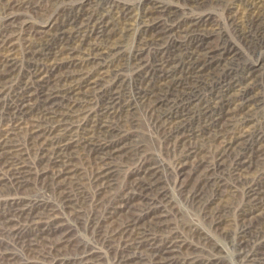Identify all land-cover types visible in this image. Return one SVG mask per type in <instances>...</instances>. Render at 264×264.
<instances>
[{
	"label": "rangeland",
	"instance_id": "1",
	"mask_svg": "<svg viewBox=\"0 0 264 264\" xmlns=\"http://www.w3.org/2000/svg\"><path fill=\"white\" fill-rule=\"evenodd\" d=\"M40 2L47 6L43 13L15 10L9 14L0 9V24L3 25L8 20L13 21V28L7 31L10 34L7 38L13 44L15 58L13 69L5 72L0 69V81L3 83L0 96V138L16 120L24 124L29 118V115L27 117L18 115L16 110L17 94L24 92L23 81L34 65V61L27 56L28 46L42 47L45 52L49 48L57 47L58 43L54 40L59 37L56 35L59 32L57 29L62 26H73L78 19L86 20L92 15L94 18H103L108 26L106 28L109 30L110 39L105 43L96 39L94 31L97 26L91 32L95 22L92 18L89 23L84 21L87 25V31L84 33L85 45L94 43L100 47H110L114 44L117 48L109 55L99 56V64L89 68L94 71L100 66L109 65L110 68L106 70L118 69L120 76L123 77L121 100L129 101L133 108L129 113H121L122 119L118 124L132 138L133 149L114 160L117 169L112 176L114 185L111 188L97 191L94 182L95 153L92 151H88L89 153L82 151L75 157L76 185L70 187L63 182L54 186L50 184L46 173L53 170L51 162L47 161L53 158L52 147V150L50 146L47 147L46 157L40 156L29 145L23 131L14 135L10 139L13 144L9 148L11 153L0 155V264H160L159 246L165 240L172 241L171 244L174 245L168 256L171 264H263L264 181L261 182L263 187L257 184V181L259 178L264 180L262 179L264 174H260L264 170V136L257 137V141L254 140L255 136H251L246 144L240 145V151L245 155L253 154L255 147L261 148L258 151L261 159L255 164L250 163L241 178L231 175L234 155L226 157L222 166H214L220 135L213 138V134L219 128V124L214 121L217 112L227 100L229 103L232 99L238 101L242 93L239 88L248 90L255 96L259 94L250 102L252 104L245 105L240 111L243 115L246 114V122L242 129L251 125L252 128H261L264 121V37H261L263 31L252 25L231 21L229 15L240 17V10L235 14L236 8L231 7L229 0H204V4L198 7L181 0H52L49 3L40 0ZM151 6L157 8L155 9L157 11L165 10L159 17L160 21L165 22L166 18L170 17L168 24L175 22L180 26L197 21V27L188 36L184 34L180 36L177 33L170 35L158 47L145 44L144 38L148 32L141 31L139 18L143 10ZM125 12L130 17L127 20L121 17ZM81 34L83 35V32L76 33L75 29L71 34H66V38L70 35L71 43L75 44L78 43L77 39L81 38ZM196 36L206 38L205 40L212 46L219 44L221 47L227 46L232 56L222 58L221 55H215L214 57L221 58L219 63L203 71V75L195 78L193 84L185 79L184 71H179L178 62L170 63V66L177 65L175 77L181 81L180 83L184 82L183 90L187 91L188 97L190 92L191 103L186 105L188 102L186 100L182 106L176 107L177 112H180L183 106L187 109L183 120L186 127L184 133L194 132L192 145L200 149L197 158H188L182 173L178 174L177 164L189 146L183 147L172 142L173 137L168 135V126L163 119V113L167 109L148 111L145 109V102H136L134 98L136 88L140 84L146 81L150 83L155 79V75L148 79L142 75L158 60L157 56L168 57L169 54L176 53L182 58L185 46ZM172 38L181 43V49L172 51L179 47L170 44ZM18 45H21L20 48ZM160 47L165 50L159 52ZM136 49H141L138 58L142 57L145 61L143 67H134L136 59L134 60L133 52ZM3 57L4 54L0 53V60ZM152 74L154 72L147 71L146 75ZM245 75H248L247 80H241ZM112 78L113 75L109 81ZM228 78L231 80L229 83L226 81ZM233 80L238 82V85L223 89L224 85L230 84ZM31 84L29 90H35V84L32 86ZM95 93L93 95H97L98 91ZM94 102L98 103V100L95 99ZM159 116L161 118L157 120ZM239 122L238 118L235 126H239ZM20 157L25 158L28 173L25 179L17 183L12 177L11 170ZM141 158L148 159L149 165L157 171L154 189L150 193L162 194L163 198L160 201L157 199L158 204L166 209V222L163 226L147 224L150 226L144 228L142 243L132 246L130 244L124 248L122 243L125 237L120 238L118 226L126 221L127 215L123 212L113 213L112 210L118 205L120 196L130 190L135 180L148 182L142 179V172L140 173L138 160ZM197 159H202L199 172L206 168L211 171L209 175L199 178L188 176L191 163ZM213 181L220 182V186H214ZM249 186L253 187L255 195L262 196L261 199H253L250 192L247 193ZM136 203L138 207L134 211L140 212L144 204L137 196L133 198V204ZM21 210L29 214L38 213L40 222L36 226L29 224V218H26L24 213L21 214ZM12 229H17L16 233L11 231Z\"/></svg>",
	"mask_w": 264,
	"mask_h": 264
},
{
	"label": "bare ground",
	"instance_id": "2",
	"mask_svg": "<svg viewBox=\"0 0 264 264\" xmlns=\"http://www.w3.org/2000/svg\"><path fill=\"white\" fill-rule=\"evenodd\" d=\"M44 1L48 3L52 2V0ZM181 1H186L185 3L188 2L189 4L197 7L204 4V0ZM229 1L231 7L236 8V11H234L235 14H237L238 10H240V17L230 14L228 18L233 22L238 21L242 24L252 25L256 28L261 29V31H263V33H261V37H264V0ZM46 8L47 6L45 4L42 5L40 0H0V9L3 12L5 11L9 14L15 10H30L33 13H43ZM155 9L157 8H153V6L148 7V9L143 10L142 15L139 18V22L141 23V31H143L144 33L148 32L147 37L144 38L145 44H152L158 47L170 35H174V33H177L179 35L184 34L185 36H188L191 32H194V29L197 27V21L189 22L185 24V26L176 25L177 23L175 22H171L170 24H168L167 21H170V17L166 18L165 22L160 21L159 17L161 13L163 15L165 10L157 11ZM121 17L124 20H127L129 14L125 12V14ZM92 18L94 17H92V15H89L86 20L78 19L75 22L73 21V26H62V28L57 29L59 30V32L55 33L59 37L54 39L58 43L57 47L49 48V50H47L46 52L42 47L36 48L34 46H28L27 56L34 61V65L31 66L32 71L27 73V77L23 81L24 92H21V94H17L18 104L16 106V110H18V115H25L26 117L29 115V118L24 124L16 120L15 123H13V126L11 125L7 130H5V133H2V138H0V155L11 153L9 148H11L13 144L10 139L14 135L23 131V133H25L28 138L29 145L33 147L36 153H39L40 156L46 157L47 147L50 146V149L52 147L53 158L47 159V161L51 162L53 170L51 172H46L50 184L57 186L61 185L63 182H66V185L72 187L74 186V184H77L74 181V176L77 175L75 174L77 173L76 166H74L75 157L76 155H78L77 153H80L82 151L89 153L88 151H92L95 153L93 156V163L96 165L94 182L95 186L97 187V191H99L104 188H111L114 185L112 176L117 169L115 167L114 160L121 157V155L129 153L133 149L132 138L130 137V135H127L125 129L121 128L118 124V122L122 119L121 113H129V111L133 107L131 106L129 101L121 100V91L124 85V80L123 77L120 76L118 69L108 71L106 69L110 68L109 65L105 67L100 66L94 71L89 68L91 66L95 67L99 64V56L109 55L113 53L117 48L116 45L114 47V44H112L110 47H100L99 45L94 43L85 45L84 42L86 40L84 33L87 31V25L84 21H88L89 23ZM94 19L95 22L92 25L93 29L91 30V32L94 30V27L97 26L94 31L97 37L96 39H99L104 43L107 42L110 39L109 30H107L106 28L108 27L107 24L105 23V21H103L102 17ZM12 23V20H8L7 22L3 23V25L0 24V53L4 54V57L0 60V69L2 72L13 69V66L15 64L13 52L14 47L11 41L7 38V36L10 35L9 33H7V31H10V29L13 28ZM260 26H262V28ZM123 28L125 29V27ZM75 29L76 33L83 32L84 36L81 34V38L77 39L78 43L72 44L70 35H68V37L66 38V34H71ZM205 39L206 38L204 37L201 38L200 36H196L194 40H192L187 44V46H185V52L182 58L180 55L177 56L176 53L169 54L168 57L170 58H168L167 56H157L158 60L156 62H153V64L147 68V71H151L152 73L154 72V74L146 75L147 71H145V74L142 75V77H145L147 79L150 76L152 78V76L155 75V79L150 83L149 81H146L145 83L140 84V86L136 88L135 91L136 95L134 100L136 102H145L146 110L155 111L159 109H167L163 113V119L168 126V135H171L173 137L172 142L183 147L189 146V148H186L185 153L182 154V160L177 164L176 170L178 174L182 173V170L186 166V161L188 160V158H197L200 149L198 150L196 146L192 145L191 142L195 133L192 131H187L186 133H184V129L186 127L184 126L185 122L183 123V120L186 113L185 111L187 109L186 106H183L180 109V112H177L178 110H176V107L182 106L186 100H188V102L186 101V105L191 103V101L189 100L190 92L188 97L187 91L183 90L184 82L180 83L181 81L175 77L177 65L170 66V63L178 62L179 71H184V73H186V75L184 76L185 79L191 81L193 84L195 78L203 75V71L210 68L212 65L219 63V60L221 58H216L214 57L215 55H221L223 56L222 58L232 56V52L230 49H227V46L221 47L220 44L219 46H212L211 43L207 42ZM170 44L173 46H179L172 51L181 49V43L174 40V38L170 40ZM20 46L21 45H18L19 48ZM160 48L161 49H159V52L165 50V48L163 47ZM133 54L136 57H134V60L136 59L134 67H141L145 64V61L142 57L138 58L141 55V49L134 50ZM111 75H113V78L109 81ZM247 78L248 75H245V77H241V80H247ZM226 81L229 83L231 80H229L228 78ZM29 84H31V86L35 84V90H29ZM236 85H238V82H234L233 80L230 84L224 85L223 89L227 88L228 86L234 87ZM2 90L3 83L1 84L0 81V96ZM95 91H98L97 95H93ZM239 91H242L240 97L238 98L239 102L232 99L230 102V106L229 100H227L217 112L214 121L219 124V128L218 131L213 134V138H215V135H220V140L216 148L217 152L215 155L214 166H222L226 157H228L229 155H234L232 160V169L230 170L232 171L231 175L240 176L241 178L245 175L246 168L249 167L250 163L255 164L261 159L259 155L260 152H258L261 148L255 147L253 154L248 155V153H246L245 155L240 151V145L244 143L246 144L251 136H255L254 140L256 141L258 140L257 137H263L264 121L262 122L261 128H252L251 125V127L249 128L242 129V125L246 122V114L243 115L240 111L244 108L245 105L252 104L250 102H253L259 94L255 96L252 93H249L248 90H241V88H239ZM95 99H97L98 103L100 104L96 108H93L94 105L98 104L94 102ZM100 116H103V118H101ZM160 118L161 117L159 116L157 120H159ZM238 118L240 119L239 126H235V121ZM180 132L181 135H179ZM24 159L23 157H20L13 165V169L11 170L12 177L14 178V180H16L17 183L21 182V179H25V176L28 173V166ZM138 162H140L139 168L141 169L140 173L142 172V179L148 180V182L144 183L135 180L130 190L120 196L121 198L118 205L114 210H112L113 213L123 212L127 215L126 221L121 222L118 226L120 238L125 237L122 243V247L124 248H126L130 244L131 246L134 244H141L144 236V228L150 226L147 224L163 226L166 222L165 219L167 216L165 207L163 208L160 206V204H158V199L160 201L161 198H163L162 194L150 193L154 189L153 183H155L156 181L155 172L157 171L154 170L153 166L151 167L149 165L150 163L146 158H141L138 160ZM201 164L202 159H197L195 162L193 161L191 163L188 176L199 178L200 176L209 175L211 171L206 170V168L199 172V166ZM260 174H264V170L261 171ZM263 178L264 177H262V179ZM258 180L259 181H257V184L262 186L263 184L261 182H263L264 180H261V178H259ZM212 184L216 187L220 186V182L218 181H213ZM253 190V187L249 186L247 189V193L249 194L250 192L253 199H261L262 196L258 197L257 195H255V192ZM117 192L119 193V191ZM136 196L139 197L141 202L144 204V207L140 212L134 211V209H137L138 207L137 203L136 205L133 204V198ZM20 213H24L25 217L29 218V224L33 226H36L38 222H40L38 220L40 218L38 213L34 212L29 214L23 212L22 210L20 211ZM16 230L17 229H12L11 231L16 233ZM63 238L64 237L62 236L61 239ZM171 243L172 241L170 242L169 240H165L164 242H162V244H160L159 253L161 257L159 256L160 261H158L160 264H171V260L170 258H168V256H170L169 253L173 251L174 247V245Z\"/></svg>",
	"mask_w": 264,
	"mask_h": 264
}]
</instances>
